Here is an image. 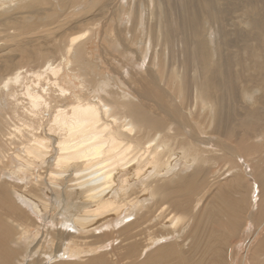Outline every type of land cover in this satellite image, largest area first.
Returning <instances> with one entry per match:
<instances>
[{"label": "bare ground", "instance_id": "1", "mask_svg": "<svg viewBox=\"0 0 264 264\" xmlns=\"http://www.w3.org/2000/svg\"><path fill=\"white\" fill-rule=\"evenodd\" d=\"M82 2L0 0V40L89 20L60 39L58 63L32 50L0 63V237L27 240L30 264H226L247 218L241 262L264 264V0ZM47 4L57 17L37 23Z\"/></svg>", "mask_w": 264, "mask_h": 264}, {"label": "rangeland", "instance_id": "2", "mask_svg": "<svg viewBox=\"0 0 264 264\" xmlns=\"http://www.w3.org/2000/svg\"><path fill=\"white\" fill-rule=\"evenodd\" d=\"M82 1L83 0H77V3L74 4V6L78 7L81 3H83ZM129 1L132 2L131 6L129 5V3L127 4V2H129ZM137 1L140 2V0H123V3L126 4V6L129 5L130 8H133V9L135 8L136 9V6L138 8V6L140 5V3H138ZM141 2H142V0H141ZM129 7L128 8L124 7V11H125V8L129 9ZM53 9H54V7L51 6V5H48V4L47 5H43L41 11L38 14V22L37 23L51 21L52 18L57 17L56 15L55 16L53 15L51 17L49 16V14L52 12V11H49V10H53ZM108 10H111V8H109ZM126 14H127V12H126ZM231 15L232 16L233 15L236 16V13H232ZM65 16H66V18L59 19L60 22L58 24H56V25H52V26L48 25V26H44V27L37 25V29L35 31H32V32H30V33H28L26 35H20L17 38H15L13 40H10V41L0 40V47H2V50L0 51V63H6L5 65L7 66L6 69L4 70V72L9 70V68H11L10 64H12L13 62H18L19 61V62H21L23 64H27V58L30 56L29 52L31 50L34 51L36 54H41L43 56V59H42L43 63L45 61L50 60L51 58H52L51 61L53 60L54 63L60 62L61 58L59 59L60 56L58 54V51H59L58 46H59V43H61L60 39H65L66 36L70 32H72L73 29L77 28L80 24L87 23L89 21L86 18V17H88L87 14L82 15V11H80V12L73 11L72 15H65ZM235 16L232 17L234 20H235V18H234ZM101 17H100V19H101ZM229 18H230L229 21L231 20L230 22L232 24H235V22H233V19L231 17H229ZM124 20L125 19H123L121 21H124ZM123 24H126L125 21H124ZM227 28H230V27H227ZM9 31L11 32V31H13V29H10ZM212 32L213 33L211 34V36H212L211 38H212V40H214L215 36H216V32L215 31H212ZM142 33H143L142 30H139L136 33V39L137 40H139V38L141 37ZM1 43H2V46H1ZM4 45H5L6 48L4 47ZM146 50H147V52H146ZM146 50H145V52H146L147 55L145 54V56H143V58L145 60L142 58V60H143L142 62L144 63V65L142 64L143 67H145L147 65V62L149 60L148 57L150 55L149 53L151 52L152 48L151 47H146ZM35 61L32 62L31 64L30 63L29 64L31 66H40L41 65L40 62H37V60H35ZM98 68H99L98 66H94L92 68L93 83H96V82H98L99 80H101L102 78L105 77V74L102 71H100ZM123 72H124V74L123 75L121 74V75L125 77L126 76V70L123 71ZM0 73L2 74L1 70H0ZM111 73L112 74L114 73L113 70H111ZM127 78H128V76H127ZM127 78H126V80H128ZM93 83L90 84L89 82L88 83L86 82L85 83L86 87H83V89H87V91H90L89 88L90 89L92 88L91 91L89 92L90 95L94 94L93 86H92ZM78 84L79 83H77V85ZM114 88H116V86H114ZM9 115L10 116L7 117V120H9L8 121V126H9V124H12L13 122H15V117L13 116V114L9 113ZM11 117H12V119H11ZM254 179H255V181H254ZM247 184L250 186V190L248 191V193H250V194L247 196V199L249 201L248 205H249V207L251 205H254V207L256 208L257 207V203H258V198L257 197H258V194H259V192L261 190V185L259 184V181L253 175H250L248 177ZM257 191H259V192H257ZM17 203L20 204V205L21 204L24 205V203H21L19 201ZM250 203H252V204H250ZM3 204L4 203H2L0 201V206L1 207L3 206L2 208L7 212L8 209ZM23 208L29 210V206L26 205V204L23 206ZM0 217H2V220L3 219L5 220L4 216L1 213H0ZM41 217H43V215H36V219L40 220ZM41 221H43V223L45 225L46 224H50L53 227L58 226L59 223H60V220H56V221L52 222V220L48 219V218H45V219L41 218ZM246 221H247V226H246V232H245V234L243 236L244 238L237 237V236L232 237L231 239H236L237 243H235L233 240H230V244L232 246V249L227 248L228 255L225 256V261H224L226 264H243L241 261H244L243 260L244 259V254L246 253V246H245V243L247 242L246 237L248 238V236L250 235V231L249 230H251V227H250L251 225L249 224L250 221L247 220V218H246ZM4 226L7 227V229L11 228V227H8V225H6V224H4ZM120 227L121 226H119V224H118L116 226V229H120ZM219 227L217 225V229ZM107 229L109 230V228H106L105 230H102V231H106ZM219 229H218V231H220V230L223 231L224 230V228H221L220 230ZM10 231H12V233H13L14 230L11 229V230H9V232ZM9 232L7 231V233H9ZM34 232H35V230L33 231V233ZM12 233L10 232V234H12ZM42 237H43V235L39 237L38 241L41 242V244L45 245L46 241L48 239L45 238V237H43V238ZM175 238H176V236H173V237H171L168 240H162L160 242L154 243L146 251V254L152 252L159 244L172 241ZM0 239H2V242L6 244V245L3 244L1 242V240H0V246H1V244L3 246V247H0V249H2L4 251V252H2V250H0V256H1V253H2V255H4V256L0 257L2 259V261L4 260L2 257L5 258V254H7L9 252L10 255H12L13 250H15L17 252V254L15 252L17 257H16V262L14 264H27V263L30 264L32 262V255H30L28 253L25 254V249H26V246H27V240L20 239V243H18V242H15L13 240L8 241V240H6L7 238L5 240H3V238L0 237ZM245 239H246V241H245ZM201 240L203 241L204 237ZM224 241H229V240L224 239ZM6 246H8V247L6 248ZM9 247L11 249H9ZM101 249L102 250H107L108 248L103 246ZM47 252L48 251H46L45 253H47ZM41 255L45 256L44 254H42V252L41 253L40 252L36 253V256H41ZM23 256H25V257H23ZM55 258L56 257H51L50 258V257H46L45 256L44 262H45V264H50L49 260H52V259H55ZM1 259H0V263L2 262ZM61 259H63V261L65 260L68 264H75L74 262H72V261H75V260H72V259L67 258L65 256L61 257ZM121 259L122 260L118 264H125L126 260L128 259V257H127V255H123V256H121ZM163 263H165V262H157V263H153V264H163Z\"/></svg>", "mask_w": 264, "mask_h": 264}]
</instances>
